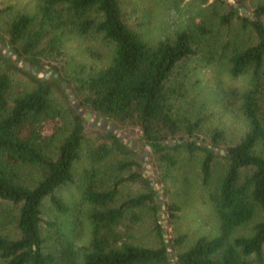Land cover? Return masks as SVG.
Wrapping results in <instances>:
<instances>
[{"label":"trees","instance_id":"1","mask_svg":"<svg viewBox=\"0 0 264 264\" xmlns=\"http://www.w3.org/2000/svg\"><path fill=\"white\" fill-rule=\"evenodd\" d=\"M37 1L35 15L18 14L5 22V28L0 27V44L4 46L0 50V200L17 210L15 234L0 232V264H264V1L248 15L240 14V8L228 0H213L210 5L209 11L221 25H238L255 36L248 45H225L231 47L229 73L233 77L248 73L250 81L242 93L229 90L232 97L240 96L247 129L237 142L227 145H221L222 134L217 129L210 141L196 140L200 121L179 118L174 108V71L198 53L203 37L210 33L203 23L206 20L150 46L140 31L127 23L119 0ZM238 4L243 6L241 0ZM217 8L225 11L216 13ZM74 35L100 36L109 42L113 46L110 63L81 77L65 74L61 62L64 45ZM5 50L11 55L6 56ZM46 69L51 70L49 78L44 75ZM17 75L25 78L28 86L24 88L30 89L12 92ZM63 82L80 107L88 108L98 119L115 129L137 128L140 142L150 147L160 163L173 166L174 149L198 152L202 155V181L207 185L215 163L223 160L224 170L209 193L218 234L200 236L183 248L184 236L164 237L159 191L152 181L132 172L103 187L89 174L83 194L91 206L92 235L80 258L65 222L43 217L46 200L57 213L68 212L56 192L72 182L74 164L86 141L85 118L72 106L63 118L52 99L54 92L62 91ZM56 118L63 123L67 120L68 128L52 148L43 130L46 121ZM94 128L101 141L88 154L95 162L112 152L123 156L136 152L134 144L124 143L114 131ZM170 140L175 141L174 146ZM135 163L121 162L118 168L124 170ZM28 168L34 173H21ZM125 180L140 181L142 191L117 203L119 185ZM164 205L174 219L179 207L169 202ZM143 207H148L152 216L157 237L154 247L127 241L140 219L134 210ZM248 226V234L236 235Z\"/></svg>","mask_w":264,"mask_h":264},{"label":"rangeland","instance_id":"2","mask_svg":"<svg viewBox=\"0 0 264 264\" xmlns=\"http://www.w3.org/2000/svg\"><path fill=\"white\" fill-rule=\"evenodd\" d=\"M213 0H119L125 20L132 27L140 31L144 40L150 46H155L163 39H173L175 34L183 29L191 28L196 23H202L209 28V34L203 37V43L195 56L181 62L174 71L172 86L175 88L174 97L175 113L179 118H188L192 121L199 120L200 125L195 131L198 141H210L214 129L221 132V145L237 142L247 129L246 118L241 108L240 96L232 97L230 89L242 93L249 87V74L233 77L229 73L228 55L231 47H226L227 42L238 46L248 45L255 41V36L248 31H243L237 25L229 28L219 23L215 13L212 14L210 5ZM240 8V14L248 15L253 7L264 0H228ZM241 8H244L241 10ZM9 9V10H7ZM37 0H0V27L5 28V22L18 14L35 15L38 12ZM225 9L217 8L214 12L223 13ZM202 21V22H201ZM2 45V44H0ZM4 46L2 47L3 50ZM5 52H7L5 50ZM6 54V53H5ZM113 46L104 41L100 36H69L65 41L62 68L69 76L81 77L88 72L106 67L112 58ZM11 55V53H10ZM8 55V56H10ZM26 68L30 65L26 63ZM28 64V66H27ZM22 65V62L19 63ZM64 66V67H63ZM62 70V71H63ZM43 73H40L41 76ZM49 78L51 70L44 71ZM65 83V82H64ZM13 93H20L28 86L22 75L13 77ZM70 89L67 84L62 91L53 94V101L58 105L63 118H66L69 106L74 107L78 100L66 91ZM74 96L72 101L69 96ZM79 104V103H78ZM85 113L90 112L86 107ZM79 109H76L78 112ZM91 119L86 120V141L82 145L80 157L74 164L72 182L58 188L57 195L67 204L68 212L59 214L46 200L43 204V217L45 220L54 219L65 222L67 230H72L74 247L77 254L82 256L88 245L92 226L88 217L90 204L84 198L86 177L90 176L103 187H109L117 178L126 177L132 172H140L159 191L158 201L161 203L160 220L164 229L165 238L184 236L185 247H188L200 236L213 237L219 232V223L213 203L209 199L210 189L216 184L219 175L224 170L223 160H217L212 170V176L206 185L202 181L200 171L201 154H190L182 148L172 150L176 160L173 166L160 163L150 153L149 146L140 142V131L132 126L124 129H115L111 123L98 119L94 113ZM96 118L97 124L91 125ZM67 121V120H65ZM58 118L46 121L43 135L49 139L52 148L56 147L67 133V123ZM105 121L106 128L113 126L114 133L124 143L134 144V154L123 156L116 152L109 153L101 161L95 162L88 154V150L98 144L96 128ZM103 128V129H106ZM102 129V128H101ZM193 139V138H192ZM171 146L175 145L170 140ZM221 148V146H219ZM221 154L224 151L220 150ZM151 155V156H150ZM135 161L127 169H119L121 162ZM22 174L34 173L33 169H23ZM142 191L141 182L138 180H125L119 185L117 203L134 196ZM164 202L175 203L179 210L176 217L170 219ZM16 207L0 200V232L2 234H15L14 220ZM139 221L129 231L127 241L149 247L157 245V237L152 228V216L148 207L136 209ZM131 212L127 214V218ZM126 218L125 224L128 223ZM169 219V221H168ZM71 226V227H69ZM250 226L236 232L248 234ZM123 230V228H122ZM169 240V239H167ZM80 261V259H79Z\"/></svg>","mask_w":264,"mask_h":264},{"label":"water","instance_id":"3","mask_svg":"<svg viewBox=\"0 0 264 264\" xmlns=\"http://www.w3.org/2000/svg\"><path fill=\"white\" fill-rule=\"evenodd\" d=\"M244 8H241V10H243ZM2 47H3V45H0V49H2ZM10 51H7L6 52V56H8V55H10ZM27 66H28V64H27ZM65 86H66V83H62V88H65ZM70 89H68L67 91H66V93L67 94H69L70 93ZM74 99V96H69V100L70 101H72ZM74 108L75 109H79L80 108V105L78 104V103H74ZM84 113H85V109L84 108H81V109H79L78 110V114L79 115H81V116H83L84 115ZM84 118H85V120H90L91 119V113L90 112H87L86 113V115L84 116ZM97 122H98V120L96 119V118H94L93 120H92V122H91V125H95V124H97ZM100 128H106V122L105 121H103L100 125ZM113 126L111 125L109 128H108V130H110V131H113ZM172 143L170 142V145H171Z\"/></svg>","mask_w":264,"mask_h":264}]
</instances>
